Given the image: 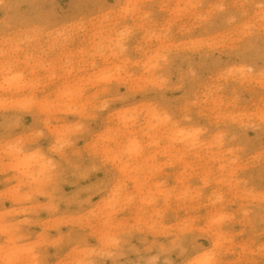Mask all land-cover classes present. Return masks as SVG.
<instances>
[{"label": "rangeland", "instance_id": "1", "mask_svg": "<svg viewBox=\"0 0 264 264\" xmlns=\"http://www.w3.org/2000/svg\"><path fill=\"white\" fill-rule=\"evenodd\" d=\"M262 70L264 0H0V264H264Z\"/></svg>", "mask_w": 264, "mask_h": 264}, {"label": "snow or ice", "instance_id": "2", "mask_svg": "<svg viewBox=\"0 0 264 264\" xmlns=\"http://www.w3.org/2000/svg\"><path fill=\"white\" fill-rule=\"evenodd\" d=\"M262 76H264V70H262ZM5 235H7V233H5ZM32 251H35V249H32ZM261 251L264 252V248H262ZM10 264H16V262L12 261ZM36 264H44V262L37 261ZM84 264H87V262H84ZM186 264H218L215 257V250L213 249L209 252L202 253L201 258L198 261H188ZM239 264H244V261H240Z\"/></svg>", "mask_w": 264, "mask_h": 264}, {"label": "bare ground", "instance_id": "3", "mask_svg": "<svg viewBox=\"0 0 264 264\" xmlns=\"http://www.w3.org/2000/svg\"><path fill=\"white\" fill-rule=\"evenodd\" d=\"M20 165L22 166V167H25V163L24 162H22V163H20ZM197 251V249L195 248L193 251H192V253H194V252H196ZM189 254V253H188Z\"/></svg>", "mask_w": 264, "mask_h": 264}]
</instances>
